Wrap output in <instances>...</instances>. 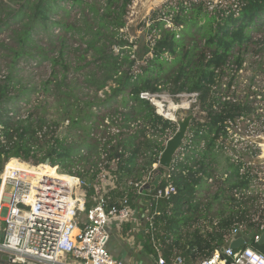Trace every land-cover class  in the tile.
<instances>
[{"label": "trees", "instance_id": "16d2710c", "mask_svg": "<svg viewBox=\"0 0 264 264\" xmlns=\"http://www.w3.org/2000/svg\"><path fill=\"white\" fill-rule=\"evenodd\" d=\"M61 2L69 3L70 7L85 5V11L82 10L78 18L79 25L75 21L52 18L58 8L68 15L69 9L60 5ZM132 2L0 0V33H11V45L1 43L9 61L4 79L0 80V170L2 162L8 158L14 159L8 162L10 166H22L15 158L43 162L49 156L50 164L81 172L90 182V186L84 189L86 208L94 204L101 192L106 199L125 194L123 197L136 207L141 200L136 193L139 182L158 161L165 139L176 129L174 121L156 113L150 101L139 94L166 91L174 97L197 93L193 104L205 113L203 121L192 120L194 124L191 122L188 130L190 135L185 137L170 169L158 166L155 176L156 187L166 183L175 187L171 199L160 203L157 220L161 227L153 232L155 242L159 243L167 260L179 254L190 260L186 262L190 264L210 256L215 247L228 244L234 227H241V231L246 232L244 234H249L250 229L255 232L264 229H260L264 225V191H252L251 182L255 175L250 165L242 161L246 153L237 151L239 159L232 160L224 145L231 124L239 118L248 121L250 118L255 122L259 117H252L254 107L249 104L248 94L240 100L227 97V91L220 92L222 77L226 75V69H230V64L235 66L236 72L241 69L244 55L249 51L264 56V35L258 39L252 35L253 31H262L264 0H178L176 5H161L151 12V23L145 30L148 39L142 47L134 50L130 58L127 52L138 44V38L130 42L123 30ZM167 22L170 26H166ZM54 27L77 36L79 44L75 52L80 50V56L91 51L92 58L85 64H91L92 71L84 73L81 78L67 77L62 73L58 79L52 70L51 76L38 85H31L18 75V62L24 57L36 63L49 60L52 66L61 64L67 69L64 35L56 37L61 41L56 56L47 55L35 38L39 30ZM81 44H84L83 48ZM113 46L118 48L117 53H114ZM138 61L143 64L137 65L138 70L134 71ZM78 68H84V65ZM257 72L264 73V66L260 63L253 70L250 83ZM233 78L230 77L226 90ZM106 87L109 92L104 90ZM39 88L46 95L44 103L39 102L41 106L32 104L25 116L16 115L12 106L19 100L30 103L28 94L36 93ZM100 90L104 92L103 99L97 96ZM259 94L258 90L251 91L253 98ZM49 96L51 101H48ZM118 97L123 109L114 107L109 110ZM260 98L264 100V91ZM95 106L108 108L103 117H109V123L102 125L99 138L92 135L93 124L99 117L92 110ZM52 108L58 118L48 120L45 117ZM62 125L66 126L67 132L79 137V144L67 145L54 136ZM110 127L117 131L110 132ZM82 148L87 155L106 153L104 168L110 181H114L112 188L103 186L101 189L95 161L86 171L76 170L77 162L87 157L80 153ZM143 152L148 157L140 164L138 160L143 158ZM242 167L245 169L240 173ZM45 168L53 171L46 166L39 167L40 170ZM163 172L167 179L160 178ZM212 179L217 182V189L201 203L195 198L196 193ZM121 186L128 191L121 190ZM236 191L240 197L236 196ZM212 210V216L217 219L216 225L210 219L213 229L201 233L195 228L187 231L183 239L180 226L207 217ZM151 239L149 233L140 239L143 250L148 253H154ZM0 262L5 263L1 258Z\"/></svg>", "mask_w": 264, "mask_h": 264}, {"label": "built area", "instance_id": "2783aa9c", "mask_svg": "<svg viewBox=\"0 0 264 264\" xmlns=\"http://www.w3.org/2000/svg\"><path fill=\"white\" fill-rule=\"evenodd\" d=\"M139 96L150 101L152 94L141 92ZM154 105L156 107L155 102ZM99 137L100 134L96 138ZM99 143L101 146L102 141ZM105 155L103 152L97 162V178L102 186L109 179L104 168ZM11 159H5L0 170V210L6 208L5 216L0 218L3 223L0 256L8 255V263L27 264L30 260L39 264H136L115 258L107 250L110 222L125 221L132 216L141 225L143 215L152 235L160 214V203L168 202L175 193V187L170 183L156 187L157 161L136 188V193L141 196L140 205L133 207L126 197L106 199L101 194L94 204L86 208L84 189L90 186V182L81 172L64 170L58 164H46L44 161L28 163L31 168L8 166ZM41 166L49 169L58 167L57 175L41 171ZM71 175L78 176L79 180L75 181ZM162 176V179L168 177ZM151 184H154L153 189H150ZM77 189H82V196L74 195ZM263 227L261 225L260 229ZM237 231H241V227L232 229L229 242ZM260 233L261 230L253 233L250 243L237 248L230 247L229 242L215 247L210 256L190 264H264V252L252 246L259 240ZM152 245L156 248L154 243ZM156 252L152 264H186L190 261L179 254L167 260L158 250ZM17 258H22L24 263H19Z\"/></svg>", "mask_w": 264, "mask_h": 264}, {"label": "rangeland", "instance_id": "374dc122", "mask_svg": "<svg viewBox=\"0 0 264 264\" xmlns=\"http://www.w3.org/2000/svg\"><path fill=\"white\" fill-rule=\"evenodd\" d=\"M82 1L83 2H93V1H102V0H82ZM213 1L217 2L218 0H213ZM135 2H136V0H133L132 4L129 6V11H128V14L126 17L127 23H129V21L132 18V15H133L132 9L135 5ZM177 2H178V0H163L162 3L155 5L154 8L146 15L145 19H143L142 22L139 24L138 33H140V32H143L144 34L146 33L145 30L148 28L149 24L151 23L150 16H151V12L153 10L158 9L161 5H164V4L176 5ZM60 5L65 7L66 10L69 9L68 15H66L62 9L58 8V13L56 15H53L52 18L57 19L59 17L66 22H74L75 21L76 25H79L80 22L78 21V18L80 17L81 11L84 10L85 5L84 4H81L79 6L73 5L72 7H70L69 3H64V2H61ZM166 26H170V24H168V22H167ZM123 32H127L130 42L137 39V35L136 36L132 35L127 30V28H125L123 30ZM10 35H11V33L9 31H4V32L0 33V80L4 79V75L6 74V71H7V62L9 61V57H6L4 55V53H6V50L1 46V43H4V44L6 43V44L11 45ZM59 35H64L65 39H66V42L64 43L65 44L64 50L66 51L65 62H66L67 69L63 68V66L61 64H57L55 66H52L49 60H42L41 62L36 63L33 60L24 57V58L20 59V61L18 62V66L20 67V69L18 70V75L24 81L31 83V85H38L40 81H43L52 75V70L55 71L58 79L62 76V73L66 74L67 77L76 76L78 78H81L84 73H86V72L90 73L92 71V65L91 64H85L86 61H89L92 58L91 51H87L82 56L79 55L80 50L75 52L76 49L78 48V44H79V41L77 40L76 35H73V34L71 35V33H69V32L66 33L65 30H60L58 27H54V28L46 30V31L45 30H39L35 34V38L37 39L38 43L42 46L43 51L47 52V55L56 56L58 49L61 47V41L56 39V37ZM252 35L255 37L254 39H258L259 37L263 36L264 35V25L262 26L261 32L253 31ZM147 39L148 38H146L145 41ZM80 47L83 48L84 44H81ZM137 47H138V44L137 45L134 44L133 46H131V49L128 50L127 54L129 55L130 58L133 57V52ZM112 48L114 50V53H117L118 48L116 46H113ZM258 63H260L261 65L264 66V56H261L260 54L255 55L254 53L249 51L247 54L244 55V62L242 63L241 69H238L235 72L234 66L230 65L229 66L230 69L229 70L226 69V75H224L222 77L220 92L224 93L227 91V97H229L230 99L237 98L240 100H243L246 97V94H248L249 96L247 99L250 100L249 104L252 107H254V112L252 114V117L253 118H255V116L259 117V120L255 121V122L254 121L252 122V120L250 118H249V121L243 120V118H239L229 128L228 137L226 140H224V145L226 146L227 153L232 157V160L239 159L238 158L239 155L237 154V151L238 152L242 151V152L246 153L243 157V161H245L246 157L251 156V155H249V152L244 151V147L246 146V143H249L255 147H259V150L261 149V147L258 144H255L253 142H248L241 136V131H244L247 136L258 135L260 133H262L264 135V124H263V121H264V100H262L260 98L262 92L264 91V73L257 72L255 77H254L253 83H250V77L253 73V70H255L257 68ZM142 64L143 63L140 61L136 62L135 66L133 67V70L137 71L138 70L137 65H142ZM81 65H84V68H81V69L78 68V66H81ZM93 69H94V67H93ZM231 76L234 77L232 80V84H231V86H229L228 90H226L225 86L229 82V79ZM109 85H113V83H109ZM104 90H106L107 92L110 91L108 87H106ZM252 90H258V91H260V94L255 96V98H253V96L251 95ZM75 91H76V93L79 94V92L77 90H75ZM91 94H92V91L90 92V96H91ZM97 96L100 97L101 99H103L104 98L103 90L98 91ZM195 96H196L195 93H190V94L182 93L180 95L173 97V96L169 95L168 92L164 91V92H161L159 94H152L151 99H150V103L154 106L155 111H156V109H158V113L160 114L159 107L157 106L156 101L160 102L163 106L164 105L168 106V104L171 102L175 106L174 117H178V116L181 117L182 116L181 108H189V110L195 114V117H194L195 119H193V120L203 121V116L205 115V113L203 111H201L197 105L193 104L195 102ZM44 97H46V95H44L42 89L39 88L36 93L30 92L28 94V98L31 100L30 103H26L25 100H19L12 107L14 108V111H16L15 112L16 115L25 116L28 113V111L31 110L32 104L33 105L34 104L40 105L39 102L44 103L43 102V100L45 99ZM48 101H51L50 96L48 97ZM119 101H120V97L116 98V102H113L111 104V108L109 110H111L114 107H118V109H123ZM154 102H155L157 108L155 107ZM107 109L108 108L106 106L105 107H101V106L100 107H98V106L92 107V110L99 115V117L96 119V121L93 124L94 130L92 132V135L95 138L99 135V133L101 134L100 129L102 128V125L109 123V117H105V116L103 117V115L107 114V112H108ZM53 110H54V108L49 110V113L46 114V117H45L46 119L51 120V118H58V116L56 114L52 113ZM12 114L15 115L14 113H12ZM160 115L162 117H164L162 114H160ZM113 118H115V117L113 116ZM164 118H166V117H164ZM166 119H170V118H166ZM193 124H194V122H193ZM108 130L112 133H113V131H117V129L115 127H110ZM170 134H171V132H168V135H170ZM189 135H190V133H189V131H187L186 136H189ZM54 136L58 137L59 139L64 140L65 141L64 144H67V145H73L74 142H75L74 143L75 145L80 143L79 137L77 135H75L73 132H67L65 125L59 126L56 129V131L54 132ZM64 136H66V137H64ZM141 139L142 138H139V140H141ZM183 142H185V139ZM164 144H165V141H164ZM143 151H146V149L144 148ZM254 151L257 152L258 148H256V150L254 149ZM80 153L87 155L84 148H82ZM100 153L99 154L90 153L89 155H87L86 159L78 161L76 164V167H75L76 170L86 171L89 168H91V165L94 161L97 163L100 160L101 155H103V152H100ZM146 153H148V152H146ZM177 153H176V156H177ZM258 154H256V155H258ZM141 156H143V158H140L138 160V163L143 164L147 160L148 155H145V153L143 152V154H141ZM11 160H14V159H11ZM33 162H34V160L30 159L29 162H26V163L32 164ZM8 166H10V165L8 164ZM22 167H24V166L22 165ZM152 167H153V164L151 165V169H152ZM255 167L253 166L254 169L251 170V172L255 175V177L253 178V180L251 182V187L253 189L252 191H259V190L264 191V177L262 176V173L264 171V166L260 165V166H255ZM57 168L58 167L53 168L52 169L53 171L51 173H55L57 175ZM160 174L163 175L162 177L166 178L165 177L166 173L163 172ZM218 174H216V176H218ZM113 182L114 181H110V178H109L108 180H106L103 183V185H104V187H108V189H109V188H112ZM101 186H102V184H101ZM101 189H103V186L101 187ZM216 189H217V182H214L213 179L208 180V182L206 184H204L203 188L196 193L195 198L198 200H201V203H204L207 201V199H209L210 194L214 193V191ZM101 193L104 195V192H101ZM74 195L82 196V189H77L74 192ZM236 196L240 197L241 194L238 191H236ZM216 207H217V204L214 206V208H216ZM212 212H213V210L210 213H208L207 217L199 218L196 221L191 222V224H189L188 226L182 224L180 226V229H181V233L183 234V239L186 238V232L187 231L191 232L195 228H198L201 233H205L206 231H211L213 229V226L210 224V219L211 218L213 219L212 221H213L214 225H216V222H217L216 217L212 216ZM5 213H6V208H1L0 218H3L5 216ZM255 218H256V216H255ZM111 223H116L115 227L117 228L118 233H120L125 239H127L128 242H135L136 243V241L141 239V237H143V235L145 236L146 234L149 233L147 224L145 225V227L142 230L140 227V222L138 221V219H136L135 217H132V216L128 217L125 221H116L115 220L113 222L111 221ZM2 225H3V223H2V221H0V230H2ZM160 227H161L160 221H158V220L155 221L154 232L157 231V229H160ZM244 233H246V232H244ZM248 233H249V235H252L253 233H255V231L253 229H250V230H248ZM109 235H110V232H109ZM150 237H151V234H150ZM151 242L155 244L156 248L152 245V248L154 249V253L151 252V250H149L151 253H148L145 251V253L142 255V258L145 260L153 259L157 255L156 251L157 250L159 251V243L158 242L155 243V239H154L153 234H152ZM107 246H108V244H107ZM107 246H106V248L108 250ZM3 264H18V263L5 262ZM27 264H39V263L36 261L28 260Z\"/></svg>", "mask_w": 264, "mask_h": 264}, {"label": "water", "instance_id": "95a60500", "mask_svg": "<svg viewBox=\"0 0 264 264\" xmlns=\"http://www.w3.org/2000/svg\"><path fill=\"white\" fill-rule=\"evenodd\" d=\"M163 0H136L135 5L132 9L133 15L129 23H126L127 30L132 35H137L138 46L142 47L145 43V34L143 32L138 33V26L145 19L146 15L154 8L155 5L162 3ZM182 116L174 117L170 119L176 124L174 133L165 139L163 150L160 152L158 157V165L163 169L169 170L176 153L182 146V143L186 137L187 131L191 127V122L195 117V114L189 110V108H181ZM241 136L248 142L258 144L261 149L258 155L248 156L245 158V163L250 166H264V135L262 133L253 136H247L244 131H241ZM44 163H49V156L44 160ZM264 177V171L262 173ZM154 188V184L150 185V189ZM140 205V203H139ZM141 225L145 224V217L141 215ZM251 236L249 234H242L241 231H237L232 240L229 242V246L237 248L244 243H250ZM253 248L259 252H264V229L260 233V238L256 243L252 244ZM4 262L8 261V255L2 254L0 256ZM139 261V257H137Z\"/></svg>", "mask_w": 264, "mask_h": 264}, {"label": "crops", "instance_id": "0c3cea01", "mask_svg": "<svg viewBox=\"0 0 264 264\" xmlns=\"http://www.w3.org/2000/svg\"><path fill=\"white\" fill-rule=\"evenodd\" d=\"M147 175L143 177L145 179ZM142 179V180H143ZM113 187V186H112ZM123 191H128L127 188L120 187ZM125 196L119 195L118 198H121ZM113 222V221H112ZM116 223H111L108 226V233L109 235V243H108V250L109 253L114 256L115 258L121 259L124 262L127 263H136V264H152L153 259L145 260L142 258V255L145 253V250H143V245L140 242V239L135 242H128L127 239H125L120 233H118L117 228L115 227ZM141 229L145 227L144 225H140ZM244 234V233H243ZM156 243V242H155ZM158 246V245H157ZM160 254L163 253V249L159 247ZM157 253V252H156ZM137 257H139V261H137ZM150 262V263H149Z\"/></svg>", "mask_w": 264, "mask_h": 264}, {"label": "bare ground", "instance_id": "6f19581e", "mask_svg": "<svg viewBox=\"0 0 264 264\" xmlns=\"http://www.w3.org/2000/svg\"><path fill=\"white\" fill-rule=\"evenodd\" d=\"M156 104H157V106L159 107V112H160V114H162L164 117H166V118H170V119H173L174 120V111H175V106L170 102L169 104H168V106H163L160 102H158V101H156ZM23 166H24V168H31V167H29L28 166V163H25V164H23V163H21ZM41 171H48V169L47 168H45V169H42ZM51 173V172H50ZM53 174V173H52ZM55 174V173H54ZM72 177H73V179L76 181V180H79V178L78 177H76V176H73V175H71ZM17 261L19 262V263H24V260L22 259V258H17Z\"/></svg>", "mask_w": 264, "mask_h": 264}, {"label": "flooded vegetation", "instance_id": "af4514ba", "mask_svg": "<svg viewBox=\"0 0 264 264\" xmlns=\"http://www.w3.org/2000/svg\"><path fill=\"white\" fill-rule=\"evenodd\" d=\"M256 148H258V151L257 152L254 151V149L256 150ZM244 151L249 152V155H251V156L256 155V154H258L260 152L259 147H255V146H253V145H251L249 143H246V146L244 147ZM242 161H243V158H242ZM244 169H245V167H242L240 173H243L244 172ZM250 169L253 170L254 169L253 166H250Z\"/></svg>", "mask_w": 264, "mask_h": 264}]
</instances>
